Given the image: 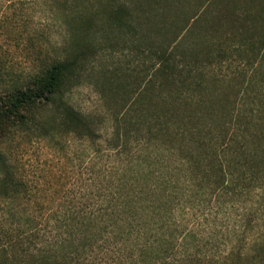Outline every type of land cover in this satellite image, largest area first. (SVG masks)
<instances>
[{"label": "trees", "instance_id": "1", "mask_svg": "<svg viewBox=\"0 0 264 264\" xmlns=\"http://www.w3.org/2000/svg\"><path fill=\"white\" fill-rule=\"evenodd\" d=\"M84 83L103 111L72 103ZM31 126L93 146L84 193L10 208L0 264H264V0H0V134Z\"/></svg>", "mask_w": 264, "mask_h": 264}, {"label": "rangeland", "instance_id": "2", "mask_svg": "<svg viewBox=\"0 0 264 264\" xmlns=\"http://www.w3.org/2000/svg\"><path fill=\"white\" fill-rule=\"evenodd\" d=\"M39 19L36 18V21ZM51 27L52 39L58 36V30ZM111 62L116 66L127 67L134 65V62L127 65V61L132 59V53L129 47H117L112 54H108ZM126 69V68H125ZM72 103L80 110L103 111V95L91 83H84L72 90L70 93ZM44 126V125H43ZM112 128L111 119L107 113L105 123L102 126L103 137H109ZM5 138V139H4ZM0 145L6 151L8 163L12 169L13 177L16 181L24 183L26 197L22 194L13 199L0 196V224L8 227L9 209L12 208L15 213L22 211L23 207L29 206L32 210L34 199L43 192L46 195H52L58 189L57 195L80 196L84 193L81 189V179L87 177L86 161L83 160V147H93L78 139L74 135L64 134L58 130H52L48 135H42L40 131L31 126L27 130L13 132L10 136L2 137L0 134ZM95 147H106L99 144ZM34 207V206H33ZM24 210V209H23ZM197 217V216H196ZM195 217V218H196ZM230 218H218V228L224 231L233 225ZM194 220V219H193ZM13 227L16 226L14 223ZM221 239L225 238L221 236ZM221 243H209L203 250L216 251L222 249Z\"/></svg>", "mask_w": 264, "mask_h": 264}]
</instances>
